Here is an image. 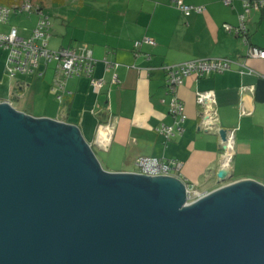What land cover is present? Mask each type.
Returning a JSON list of instances; mask_svg holds the SVG:
<instances>
[{
	"label": "crops",
	"instance_id": "crops-1",
	"mask_svg": "<svg viewBox=\"0 0 264 264\" xmlns=\"http://www.w3.org/2000/svg\"><path fill=\"white\" fill-rule=\"evenodd\" d=\"M244 1L233 0V5L227 7L224 0H87L88 4L74 0L87 7L85 13L79 12L85 22L72 20L79 28L70 34L63 29L64 25L57 30L56 20L49 49L90 50L96 61L94 79L104 83L100 93L94 92L89 78L69 80L68 96L61 107L65 108V115L60 119L52 92L55 73L50 74L51 67L46 70L41 67L42 77L36 74L19 77L14 83L26 87L17 90L13 83L10 99L3 100L2 89L0 101L10 102L14 108V102H24L23 110H18L22 113L78 127L85 141L93 145L97 128L111 124L113 130L102 132L95 144L96 152L102 154L100 163L105 171L134 173L140 157L162 159L168 164L177 162L181 169L173 174L189 185L198 200L227 185L220 184L218 179L223 154L220 137L198 128L202 107L197 104V94L210 92L221 129L236 130L231 169L235 180L230 183L248 180L264 186V60L246 58L249 47L225 30L226 25H239ZM60 5H66V0ZM179 5L204 7L205 12L186 17ZM38 19V15L29 17V25L23 30L24 35L19 32L20 35L30 37ZM247 24L250 46L264 50V9L252 11ZM10 28L3 34H8ZM56 37L60 46L53 50L51 43ZM145 38L154 40L156 45H143L136 57L134 43ZM7 58L3 63L5 76ZM213 59H229L237 65L229 72L185 81L178 89L187 116L184 134L166 143L156 133L158 126L173 124L164 68ZM106 61L116 68L108 70ZM242 63L247 69L240 66ZM248 69L263 78L242 75ZM114 77L118 84L113 83Z\"/></svg>",
	"mask_w": 264,
	"mask_h": 264
},
{
	"label": "water",
	"instance_id": "water-1",
	"mask_svg": "<svg viewBox=\"0 0 264 264\" xmlns=\"http://www.w3.org/2000/svg\"><path fill=\"white\" fill-rule=\"evenodd\" d=\"M93 147L0 102V264H264V186L220 171L188 203L181 180L109 173Z\"/></svg>",
	"mask_w": 264,
	"mask_h": 264
},
{
	"label": "built area",
	"instance_id": "built-area-1",
	"mask_svg": "<svg viewBox=\"0 0 264 264\" xmlns=\"http://www.w3.org/2000/svg\"><path fill=\"white\" fill-rule=\"evenodd\" d=\"M232 4L233 0L224 1V5L227 7L232 6ZM243 8L244 14L239 17V26L233 27L231 25H226L225 30L230 35L242 38L244 45L249 47L246 58L264 60V50L249 45L247 39L248 26L246 24L247 15L252 11H261L264 9V0H245ZM178 9L184 13L186 17L205 12L204 7L179 5ZM38 12L39 9L35 8L30 0H23V6L20 11H13L10 8L0 5V27L9 25L8 23L13 13L16 15L25 13L29 15L37 14L39 16L38 23L32 31L31 36L28 38L22 37L17 28H11L8 34L0 33V49H3L8 57L6 68L7 76L11 81H17L19 77L35 75L39 73L37 71H39L41 67L46 70L51 64L56 63L52 92L55 94L60 105H63L68 96L66 92L67 82L75 77L83 76L89 78L94 92L99 94L104 83L103 81L93 78L95 61L92 58V53L89 52L86 47L81 49L80 52L71 49L51 51L49 49L51 31L50 18L44 16L42 12H39L40 14ZM143 44L155 45L154 41L144 39L142 42H137L135 48L139 49ZM234 65L237 64L229 59H213L189 61L180 65L165 67L167 74L166 89L167 94L170 96L169 114L173 119V124H162L158 126L156 128V133L162 137L166 143L172 142L174 139L184 134L183 126L187 120V116L185 114L184 102L178 97V89L184 85L187 79H203L213 74L229 72ZM106 66L108 70L115 68L109 63H106ZM240 66L243 69H247L245 63L240 64ZM248 70V72H242V75H256L263 78L261 74L250 69ZM43 74L44 72H41L39 76L42 77ZM113 83H119L117 77H114ZM16 87L17 90H23L26 84L19 83ZM196 101L197 104L202 107L201 121L198 126L199 130L206 134L219 135L223 129L219 126L213 94L210 92L198 93ZM110 125H100L97 128L96 140L94 141L96 145L99 143L102 136L100 134L106 129L110 130ZM226 134V141L222 142L223 154L221 171L231 173L235 154L236 130H227ZM135 166L137 171L133 174L148 178L174 177L179 179L173 172H180L181 169V165L177 162L168 164L162 159L151 157L138 158L135 162ZM184 184L189 192L188 203H192L195 201L192 190L189 185L186 183Z\"/></svg>",
	"mask_w": 264,
	"mask_h": 264
},
{
	"label": "rangeland",
	"instance_id": "rangeland-1",
	"mask_svg": "<svg viewBox=\"0 0 264 264\" xmlns=\"http://www.w3.org/2000/svg\"><path fill=\"white\" fill-rule=\"evenodd\" d=\"M84 1H85L84 2L85 4H88L86 2L87 0H84ZM33 5L34 6H39V5L44 6L45 12L49 16H51V21L53 24V27H52L53 29L51 31L52 34L55 31L54 30V23L56 20H57V30L60 27H62V25H64L63 29L65 31L68 30L70 32V34L74 31H78V28H79V27H77V25L73 24L72 20L76 21L78 23H84L85 22V20L82 18V15L81 16L79 15V12L82 11L83 13H85L87 11V7L82 6L80 3L74 2V0H66V5H64V6L60 5L55 0H34ZM18 17H20V18H18ZM29 17L37 18V15L36 14L29 15L28 13L16 15L15 13H13V15L11 16V18L9 20V23H8L9 25L6 27H0V33L6 32L8 30V28H10V27L11 28L12 27L17 28L21 34L25 33L23 30L25 28H27V26L29 25V23H27V20ZM65 18H68V20H66L64 23ZM59 36H61V35H59ZM59 42L60 41L58 40V37L54 38V40L51 43V49L57 50V48H59V46H60ZM3 51H4L3 49H0V63H1L0 64V93L2 92V89H3L4 90V92H3L4 99L3 100H8V99H10V97H9L10 87L12 86V84L15 81H10V78L7 75L5 76V74H4V72H5L4 67L5 66L3 63H4V60L6 59L7 53H4L5 51L4 52ZM50 67H51L50 71H49L50 74H54L55 73L54 71L56 68V63L51 64ZM15 84L16 83H14V85ZM14 105H15L16 110H23L24 102H14ZM55 106H56V108H55L56 111L60 112V116H61L60 119H64L65 108L63 107V109H62L58 101H57ZM71 122H72V120H71ZM110 130H113V129L110 128ZM93 149H94V152H95L98 160L101 161L102 154L99 152H96L95 146L93 147ZM234 180H235V178L232 179V181H234Z\"/></svg>",
	"mask_w": 264,
	"mask_h": 264
},
{
	"label": "trees",
	"instance_id": "trees-1",
	"mask_svg": "<svg viewBox=\"0 0 264 264\" xmlns=\"http://www.w3.org/2000/svg\"><path fill=\"white\" fill-rule=\"evenodd\" d=\"M56 2H58L59 4H61V1L62 0H55ZM225 1V0H224ZM249 1H259V0H249ZM30 2H31V4L33 5V3H34V0H30ZM244 3V2H243ZM0 5L1 6H5V7H7V8H10V9H12L13 11H20L21 9H22V6H23V0H0ZM233 5V4H232ZM34 6V5H33ZM35 8H38L39 9V12L41 13L42 12V14L44 15V16H46L45 15V13L43 12V11H45V8H44V6H41V5H39V6H34ZM231 7V6H230ZM263 10V9H262ZM261 10V11H262ZM38 12V13H39ZM39 13V14H40ZM243 14H244V12H243ZM37 15V14H36ZM242 15V14H241ZM240 15V16H241ZM239 16V17H240ZM248 16V15H247ZM49 17V16H48ZM50 18V17H49ZM39 20V19H38ZM38 23V22H37ZM50 23H51V29H52V21H51V19H50ZM246 24H247V17H246ZM37 25V24H36ZM239 26V25H238ZM237 26V27H238ZM247 26H248V24H247ZM36 27V26H35ZM35 29V28H34ZM31 34H32V32H31ZM236 37H238V36H236ZM240 38V37H239ZM50 39H51V31H50ZM145 39H148V38H145ZM242 39V38H241ZM247 39H248V42H250L249 41V28H248V35H247ZM144 40V39H143ZM143 40H141V41H137V42H142ZM149 40H152V39H149ZM152 41H154V40H152ZM49 42H50V40H49ZM137 42H135L134 43V53H135V56L136 57H139L140 56V50H141V48H142V46L143 45H148V44H143L139 49H136L135 48V44L137 43ZM154 43H155V41H154ZM155 45H156V43H155ZM154 45V46H155ZM249 45H250V43H249ZM149 46H151V45H149ZM260 49V48H259ZM88 50V49H87ZM263 50V49H262ZM89 52H91L90 50H88ZM92 58H93V56H92ZM93 60H94V58H93ZM95 61V60H94ZM106 63H109V62H107L106 61ZM95 64H96V61H95ZM109 64H111V65H113L115 68H116V65L115 64H112V63H109ZM95 66V65H94ZM114 69V68H113ZM165 69V68H164ZM40 70V69H39ZM37 72H39V71H37ZM39 73H41V72H39ZM39 73H36V75H39ZM94 74V73H93ZM81 77H83V76H81ZM75 78H80V77H75ZM93 78H94V76H93ZM91 81V80H90ZM19 84V83H18ZM17 88V87H16ZM53 88V87H52ZM54 96H55V94H54ZM56 97V96H55ZM57 100V99H56ZM65 102V101H64ZM64 104V103H63ZM61 107L63 106V105H60Z\"/></svg>",
	"mask_w": 264,
	"mask_h": 264
},
{
	"label": "clouds",
	"instance_id": "clouds-1",
	"mask_svg": "<svg viewBox=\"0 0 264 264\" xmlns=\"http://www.w3.org/2000/svg\"><path fill=\"white\" fill-rule=\"evenodd\" d=\"M1 102V101H0ZM10 103V102H9Z\"/></svg>",
	"mask_w": 264,
	"mask_h": 264
}]
</instances>
